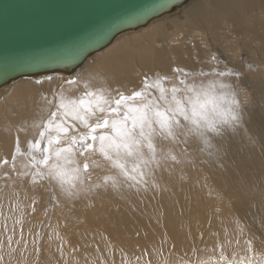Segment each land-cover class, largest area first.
<instances>
[{
	"label": "bare ground",
	"instance_id": "bare-ground-1",
	"mask_svg": "<svg viewBox=\"0 0 264 264\" xmlns=\"http://www.w3.org/2000/svg\"><path fill=\"white\" fill-rule=\"evenodd\" d=\"M248 191L261 206L207 201ZM201 212L211 233L264 232V0L192 1L71 75L0 89V264H30L33 242L44 264L160 262Z\"/></svg>",
	"mask_w": 264,
	"mask_h": 264
},
{
	"label": "water",
	"instance_id": "water-1",
	"mask_svg": "<svg viewBox=\"0 0 264 264\" xmlns=\"http://www.w3.org/2000/svg\"><path fill=\"white\" fill-rule=\"evenodd\" d=\"M195 0H0V89L71 75L121 35Z\"/></svg>",
	"mask_w": 264,
	"mask_h": 264
},
{
	"label": "rangeland",
	"instance_id": "rangeland-1",
	"mask_svg": "<svg viewBox=\"0 0 264 264\" xmlns=\"http://www.w3.org/2000/svg\"><path fill=\"white\" fill-rule=\"evenodd\" d=\"M83 169L85 170V168ZM251 192L252 191L246 192V197H239L237 195H234L233 197L228 196L226 200H223L220 197H209V199L215 200L214 202H211L210 200L207 201L210 205H212L213 213L218 211L219 209V205L217 204L216 200H219L221 202L229 201L228 209H234L235 212L238 213L239 206L244 209L246 207V204L249 202H253L257 206H261V204L263 203L257 201L258 198L253 197V195L249 198ZM45 197L46 196L44 195V193L41 192V195H35L31 199L32 208L30 209V211L33 213V216H35L37 219L43 218L46 213V210L50 208L48 202L51 198L47 197V199H49L45 200ZM43 211H45L44 215H40L41 212L43 213ZM60 213L61 215H58L62 216L64 212ZM195 217L193 218L195 222H200L201 224H204V226H202L200 230L190 229L189 227H186L188 232L183 233V236H177L179 238L178 241H174L177 244H174L173 246H171L170 244L167 247L165 246V251L161 256V260L158 258L160 262H157V257L160 252L154 249V252L149 254V256L151 257L150 261L145 263L144 254L141 249L139 251L130 253V264H264V250L261 251L259 249H256L254 246V239H259L264 242V232L253 230L250 234V238H246L245 236V234L252 227V225L258 223L245 222L244 224H241L242 231H238L237 229L230 231L229 226H232L231 224L235 225L236 221L227 220L226 226L228 228L227 231L229 232H227V234L224 236L223 233H211L206 229V224H210V216L204 218L201 212L199 215H195ZM261 220L262 219H258L257 221L260 222ZM185 221L186 216L184 217V222ZM259 225L264 226V221L259 223ZM228 235H231L237 240L240 238L239 241L244 240L243 242L246 243L241 245H237V243L232 244V241L228 238ZM177 237L174 239H177ZM48 246L49 244H47V247ZM222 249H228L231 250V252L226 255L223 253V251L221 252ZM31 250L33 251L31 252L30 256L33 258L30 259V264H44V259L52 254L51 252H49L50 247H48L47 249L43 245H41V250H37L35 242L31 244ZM56 251L57 247L54 246V252L56 253ZM64 259L65 258L61 255L59 260H61L62 263H59V261L58 264L66 263Z\"/></svg>",
	"mask_w": 264,
	"mask_h": 264
}]
</instances>
